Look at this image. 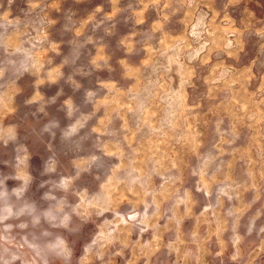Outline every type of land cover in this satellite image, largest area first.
Wrapping results in <instances>:
<instances>
[{"label": "rangeland", "instance_id": "obj_1", "mask_svg": "<svg viewBox=\"0 0 264 264\" xmlns=\"http://www.w3.org/2000/svg\"><path fill=\"white\" fill-rule=\"evenodd\" d=\"M0 264H264V0H0Z\"/></svg>", "mask_w": 264, "mask_h": 264}]
</instances>
